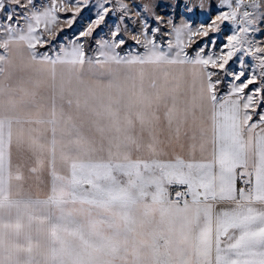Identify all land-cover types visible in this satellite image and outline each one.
<instances>
[{
    "label": "snow or ice",
    "instance_id": "snow-or-ice-1",
    "mask_svg": "<svg viewBox=\"0 0 264 264\" xmlns=\"http://www.w3.org/2000/svg\"><path fill=\"white\" fill-rule=\"evenodd\" d=\"M0 264H264V0H0Z\"/></svg>",
    "mask_w": 264,
    "mask_h": 264
}]
</instances>
